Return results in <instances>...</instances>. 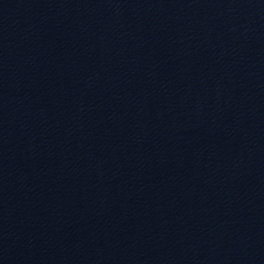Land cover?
Wrapping results in <instances>:
<instances>
[{"label": "water", "instance_id": "water-1", "mask_svg": "<svg viewBox=\"0 0 264 264\" xmlns=\"http://www.w3.org/2000/svg\"><path fill=\"white\" fill-rule=\"evenodd\" d=\"M0 264H264V0H0Z\"/></svg>", "mask_w": 264, "mask_h": 264}]
</instances>
